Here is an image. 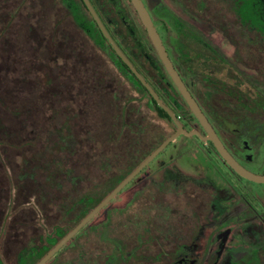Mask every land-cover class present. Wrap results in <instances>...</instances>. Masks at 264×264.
Wrapping results in <instances>:
<instances>
[{
    "label": "flooded vegetation",
    "instance_id": "1",
    "mask_svg": "<svg viewBox=\"0 0 264 264\" xmlns=\"http://www.w3.org/2000/svg\"><path fill=\"white\" fill-rule=\"evenodd\" d=\"M140 2L168 66L133 0H0V114L30 136V75L61 93L67 48L96 52L74 106L100 113L51 164L0 115L22 158V184L0 186V264H39L111 195L43 264H264V0Z\"/></svg>",
    "mask_w": 264,
    "mask_h": 264
},
{
    "label": "rangeland",
    "instance_id": "2",
    "mask_svg": "<svg viewBox=\"0 0 264 264\" xmlns=\"http://www.w3.org/2000/svg\"><path fill=\"white\" fill-rule=\"evenodd\" d=\"M35 25L37 26V18L34 19ZM54 22L53 17H46L41 26V32L45 36V45L48 50V45L51 37L50 29ZM68 26V30L72 33V29L68 24L63 23V26ZM79 37L81 35H77V39L80 40ZM78 41V40H77ZM69 49H65L66 58L68 62L62 66L67 67V74H61V86L59 90L62 92L55 93L53 92V85L50 88V92H46L45 97L40 99L36 94L37 91L40 90V86H43L41 80L38 79V68L35 67L33 69V75H30L29 79V90L31 96L30 99V109L31 113H29V122L34 123L33 130L30 132V136L27 135L28 129H20L15 127L12 123H17L18 121L12 117L9 113L0 114L1 117L5 119L6 123L10 126L9 130L14 133V137L11 139L13 143L20 144V138L26 139L27 136L29 138H39L40 136L44 137V146H36L30 151L28 154L25 153V158H30V156H37L38 149H41V155L45 158L46 164H51L52 161H56L57 157L65 159V162L68 163L70 158L69 150H62L60 153L57 152L54 143L58 142L59 138L62 136L63 138L67 137L71 129H74V132H78L84 124H86L87 119H91L92 116L95 118L100 113L95 111H90L86 107L77 108L74 106L76 91H81L83 94L89 91L90 87L88 86V82L85 79V75L89 74L93 69V66L97 63L98 57L96 52L93 54L87 55L85 52L78 55L79 59H74V56L68 51ZM64 52V53H65ZM63 50H61L62 58ZM68 54H71L70 56ZM65 61V60H64ZM74 67V68H72ZM92 67V69H91ZM61 71L64 70L61 68ZM68 74H72L69 76ZM67 76V77H66ZM35 92V93H34ZM74 92V94H72ZM58 98V99H57ZM59 101V104H58ZM84 101V100H83ZM75 116H77L75 118ZM21 120V119H20ZM19 124H21L18 121ZM75 123V125H74ZM6 124V125H7ZM13 126V128L11 127ZM8 130V131H9ZM0 131V136H1ZM70 137V136H68ZM19 146V145H18ZM5 155V157L3 156ZM5 159V161H4ZM21 161L20 151H16V149L11 148L8 142L5 139H0V186L10 187V185L20 186L22 183L19 181L18 173L21 169ZM48 169V167H47ZM3 171H8V175H12V177L6 176Z\"/></svg>",
    "mask_w": 264,
    "mask_h": 264
},
{
    "label": "water",
    "instance_id": "3",
    "mask_svg": "<svg viewBox=\"0 0 264 264\" xmlns=\"http://www.w3.org/2000/svg\"><path fill=\"white\" fill-rule=\"evenodd\" d=\"M134 1V3H135V5H136V7L138 8V10L140 11V13L142 14V17H143V20H144V22H145V24H146V26H147V28H148V30H149V33H150V35H151V37H152V39L154 40V42H155V44H156V46H157V48H158V50H159V52H160V54H161V57H162V59H163V61L167 64V66L169 65L168 64V60H167V54H166V51H165V48H164V46H163V44H162V42H161V40H160V38H159V36H158V34H157V32H156V30H155V28H154V26L152 25V22H151V20H150V17H149V15L147 14V12L145 11V9H144V7H143V5H142V3L140 2V0H133ZM91 7V6H90ZM103 30H104V32H105V34H106V36L107 37H109V35L107 34V32H106V30L103 28ZM111 43L114 45V43L111 41ZM120 55L125 59V61L127 62V63H129L128 62V60L125 58V56L122 54V53H120ZM129 65H131L130 63H129ZM131 67H132V69L137 73V71L135 70V68L131 65ZM138 74V73H137ZM138 76H139V74H138ZM140 77V76H139ZM141 80L145 83V85L151 90V88H150V86L147 84V82H145V80L144 79H142L141 78ZM176 82H177V84L179 85V88H180V90L183 92L184 90H183V87H182V84H181V82L180 81H178V80H176ZM152 91V90H151ZM154 95H155V97L158 99V101L161 103V101L159 100V98H158V96L155 94V93H153ZM161 105H162V103H161ZM163 106V105H162ZM165 107V106H164ZM166 108V107H165ZM194 108V107H193ZM167 109V108H166ZM168 111H169V113L175 118V115L174 114H172L171 112H170V110L169 109H167ZM194 111H195V113L200 117V115H199V112H198V110H196V108H194ZM223 155L225 156V158H227V160L229 161V162H231L232 163V161L228 158V156H226V154L223 152ZM232 165H233V163H232ZM112 196V195H111ZM111 196L110 197H108L103 203H101V205L98 207V208H101L106 202H108V200L111 198ZM97 208V209H98ZM96 209V210H97ZM96 210L95 211H93L92 213H91V215H89L88 217H87V219L80 225V226H82L92 215H93V213L94 212H96ZM79 226V227H80ZM79 227L77 228V229H75L74 231H72L67 237H65L39 264H43L44 262H46L57 250H59L60 249V247L61 246H63L75 233H76V231L79 229Z\"/></svg>",
    "mask_w": 264,
    "mask_h": 264
}]
</instances>
